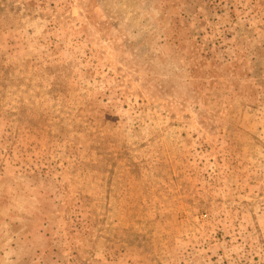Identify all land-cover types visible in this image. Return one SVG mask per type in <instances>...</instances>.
<instances>
[{"label": "rangeland", "instance_id": "obj_1", "mask_svg": "<svg viewBox=\"0 0 264 264\" xmlns=\"http://www.w3.org/2000/svg\"><path fill=\"white\" fill-rule=\"evenodd\" d=\"M0 264H264V0H0Z\"/></svg>", "mask_w": 264, "mask_h": 264}]
</instances>
